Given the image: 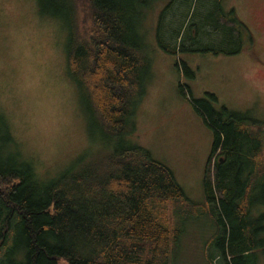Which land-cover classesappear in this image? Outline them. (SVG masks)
Returning a JSON list of instances; mask_svg holds the SVG:
<instances>
[{
  "label": "trees",
  "instance_id": "1",
  "mask_svg": "<svg viewBox=\"0 0 264 264\" xmlns=\"http://www.w3.org/2000/svg\"><path fill=\"white\" fill-rule=\"evenodd\" d=\"M78 1L37 5L66 25L67 75L91 118L106 137L131 135L149 67L142 19L152 0H87L92 35L80 32ZM191 2L169 0L161 10L157 43L165 52L232 55L251 40L246 23L222 0L204 16L191 13L186 27ZM174 4L186 5L185 15L170 26L167 44L163 28L175 18ZM176 66L194 77L185 60ZM179 91L188 98V86L179 84ZM190 102L213 131L198 202L185 196L166 164L137 144L101 148L41 176L0 112V264H176L182 253L191 254L189 264H260L264 122L250 110L216 106L211 92ZM201 211L212 227L205 237L193 232Z\"/></svg>",
  "mask_w": 264,
  "mask_h": 264
},
{
  "label": "rangeland",
  "instance_id": "2",
  "mask_svg": "<svg viewBox=\"0 0 264 264\" xmlns=\"http://www.w3.org/2000/svg\"><path fill=\"white\" fill-rule=\"evenodd\" d=\"M168 1H149L144 10V52L149 67L144 94L135 110V130L124 137H106L67 75L64 22L41 14L37 0H0V112L41 176L55 175L98 149L137 144L166 164L185 196L198 202L203 198L213 131L190 99L211 92L217 96L216 106L250 110L254 119L264 122V59L259 58L264 50V0H222L224 9H232L253 34V45L245 43L240 53L232 55L162 50L157 43V24ZM215 5L216 0H192L185 26L194 20L191 13L204 16ZM78 9L80 32L92 35L95 26L88 1L79 0ZM185 9L184 4L172 6L175 18L164 25L165 43L171 44L170 29L179 23ZM180 60L189 64L193 78L176 66ZM179 84L188 86V98L180 94ZM199 217L198 229L193 232L205 237L212 227L202 211ZM183 242L192 243V249L196 246L192 238L184 237ZM190 255L182 253V262L176 264H189ZM213 264L220 263L214 260Z\"/></svg>",
  "mask_w": 264,
  "mask_h": 264
},
{
  "label": "flooded vegetation",
  "instance_id": "3",
  "mask_svg": "<svg viewBox=\"0 0 264 264\" xmlns=\"http://www.w3.org/2000/svg\"><path fill=\"white\" fill-rule=\"evenodd\" d=\"M243 20V19H242ZM244 21V20H243ZM245 22V21H244ZM246 23V22H245ZM247 26H248V24H246ZM248 28H249V26H248ZM249 32L251 33V35H252V38H251V40H249L248 41V44H252L253 45V42H254V40H253V34H252V32H251V29L249 28ZM253 49V46H251V49L250 50H252ZM259 58L260 59H264V50L263 51H261L260 52V56H259Z\"/></svg>",
  "mask_w": 264,
  "mask_h": 264
}]
</instances>
